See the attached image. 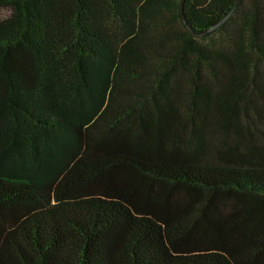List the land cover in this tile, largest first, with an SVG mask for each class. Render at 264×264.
<instances>
[{
	"label": "trees",
	"instance_id": "trees-1",
	"mask_svg": "<svg viewBox=\"0 0 264 264\" xmlns=\"http://www.w3.org/2000/svg\"><path fill=\"white\" fill-rule=\"evenodd\" d=\"M2 8L0 264H264V0Z\"/></svg>",
	"mask_w": 264,
	"mask_h": 264
},
{
	"label": "rangeland",
	"instance_id": "rangeland-1",
	"mask_svg": "<svg viewBox=\"0 0 264 264\" xmlns=\"http://www.w3.org/2000/svg\"><path fill=\"white\" fill-rule=\"evenodd\" d=\"M7 15H8L7 10H5L3 8L0 9V20L3 19L4 17H6ZM262 127H264V125ZM213 134L215 135L214 138H217L218 136H220V132H218L217 134L214 132Z\"/></svg>",
	"mask_w": 264,
	"mask_h": 264
},
{
	"label": "water",
	"instance_id": "water-1",
	"mask_svg": "<svg viewBox=\"0 0 264 264\" xmlns=\"http://www.w3.org/2000/svg\"><path fill=\"white\" fill-rule=\"evenodd\" d=\"M184 1V0H183ZM182 11H184V5H182ZM190 27V26H189ZM193 33H194V35H196L197 37L200 35V34H197L196 32H194L193 31ZM207 33V32H206ZM206 33H204V34H206ZM204 34H202V35H204Z\"/></svg>",
	"mask_w": 264,
	"mask_h": 264
}]
</instances>
